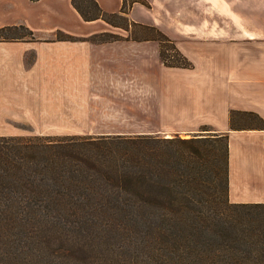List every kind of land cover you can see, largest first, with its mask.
<instances>
[{"label":"trees","instance_id":"16d2710c","mask_svg":"<svg viewBox=\"0 0 264 264\" xmlns=\"http://www.w3.org/2000/svg\"><path fill=\"white\" fill-rule=\"evenodd\" d=\"M134 3L149 7L122 0L110 14L72 0L83 20L157 41L166 67L191 69L161 30L128 19ZM33 39L24 26L0 29V41ZM229 128L264 120L231 111ZM210 135L0 136V264H264V203L229 202L228 136Z\"/></svg>","mask_w":264,"mask_h":264},{"label":"crops","instance_id":"0c3cea01","mask_svg":"<svg viewBox=\"0 0 264 264\" xmlns=\"http://www.w3.org/2000/svg\"><path fill=\"white\" fill-rule=\"evenodd\" d=\"M119 13L122 0H95ZM132 22L155 26L193 64L166 67L154 40L135 41L72 0H0V136L227 134L230 203H264V130H230L231 111L264 120V0H146ZM74 37L63 40L57 33ZM111 33L121 39L94 42Z\"/></svg>","mask_w":264,"mask_h":264},{"label":"rangeland","instance_id":"374dc122","mask_svg":"<svg viewBox=\"0 0 264 264\" xmlns=\"http://www.w3.org/2000/svg\"><path fill=\"white\" fill-rule=\"evenodd\" d=\"M118 23H119V25H123L124 24V22L123 21H118ZM209 133H207V132H202V131H199V132H197L196 134H194V136H192V137H187V138H183V139H189V138H194V137H201V136H206V135H208ZM32 135H34V134H26V136H32ZM212 135V134H211ZM210 135V136H211ZM63 136H65V135H63ZM72 136H79V135H72ZM90 136V135H89ZM154 136H159V137H163V136H160V135H154ZM172 137H174V136H172ZM177 137H180V136H177ZM181 138V137H180Z\"/></svg>","mask_w":264,"mask_h":264}]
</instances>
